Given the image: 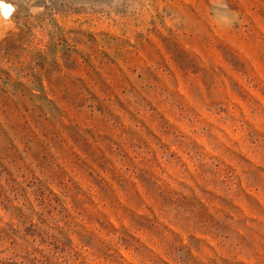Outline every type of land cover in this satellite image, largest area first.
Wrapping results in <instances>:
<instances>
[{"label": "rangeland", "instance_id": "obj_1", "mask_svg": "<svg viewBox=\"0 0 264 264\" xmlns=\"http://www.w3.org/2000/svg\"><path fill=\"white\" fill-rule=\"evenodd\" d=\"M0 264H264V0H0Z\"/></svg>", "mask_w": 264, "mask_h": 264}, {"label": "bare ground", "instance_id": "obj_2", "mask_svg": "<svg viewBox=\"0 0 264 264\" xmlns=\"http://www.w3.org/2000/svg\"><path fill=\"white\" fill-rule=\"evenodd\" d=\"M1 13L4 17L9 18L13 12V7L5 2H0Z\"/></svg>", "mask_w": 264, "mask_h": 264}]
</instances>
